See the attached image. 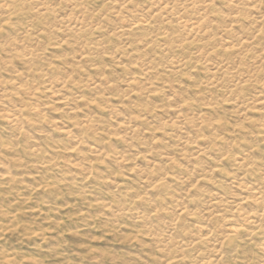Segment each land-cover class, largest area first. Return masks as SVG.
Wrapping results in <instances>:
<instances>
[{
  "label": "rangeland",
  "instance_id": "1",
  "mask_svg": "<svg viewBox=\"0 0 264 264\" xmlns=\"http://www.w3.org/2000/svg\"><path fill=\"white\" fill-rule=\"evenodd\" d=\"M0 264H264V0H0Z\"/></svg>",
  "mask_w": 264,
  "mask_h": 264
},
{
  "label": "bare ground",
  "instance_id": "2",
  "mask_svg": "<svg viewBox=\"0 0 264 264\" xmlns=\"http://www.w3.org/2000/svg\"><path fill=\"white\" fill-rule=\"evenodd\" d=\"M233 231V230H232ZM235 232V231H234Z\"/></svg>",
  "mask_w": 264,
  "mask_h": 264
}]
</instances>
